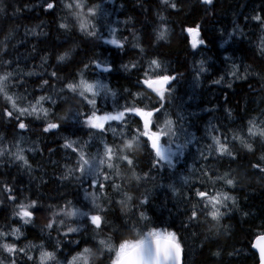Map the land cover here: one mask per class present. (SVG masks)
I'll list each match as a JSON object with an SVG mask.
<instances>
[{"label": "trees", "instance_id": "trees-1", "mask_svg": "<svg viewBox=\"0 0 264 264\" xmlns=\"http://www.w3.org/2000/svg\"><path fill=\"white\" fill-rule=\"evenodd\" d=\"M101 1L87 0L90 6ZM109 1L101 8L103 17L110 24L114 22L116 27L122 25L119 38L124 43L123 49L102 41L111 34L110 31L96 29L97 36L88 37L75 26L71 31L61 29L60 23L65 22L63 0H0V6L4 8L0 12V40L12 33L7 51H0V58L12 61L10 65L0 62V72H14L10 94L23 98L22 102L18 100L21 106L35 103L42 95L52 97L55 104L51 100L44 102L49 110L48 119L61 124L60 129L44 132L47 120L26 116L21 119L27 128L19 129L17 120L2 115L5 107L10 108V105L0 97V147L6 145L11 153L16 151L18 144L30 166L16 161L10 154L2 156L8 162L15 160L19 168L13 169L8 163L5 164L7 169L0 168V229L18 226L19 220L13 215L16 202L35 199L40 211L35 213L31 224L18 227L21 230L18 240L8 237L20 247L31 244L36 245L37 250L43 245L46 250L57 253L63 246L62 258L89 248L95 253L89 264H109L107 251L101 255V239L110 236L118 245L132 226L143 231L166 227L180 238L185 264H257L258 255L252 249V240L264 231V173L252 165L262 163L264 167V162L260 161L264 156V141L259 137L249 139L247 127L249 120L256 119L257 123L264 120V49L260 46L264 39V23L253 19L259 15L264 20V0H214L210 6L203 5L201 0H171L177 3V9L164 6L161 0ZM47 2L56 3V7L46 10ZM160 15L166 17L168 35L166 40L157 41ZM93 21L101 23L103 19L94 17ZM196 25H199L205 42L201 49L193 48L186 31ZM225 29H232L237 35L226 37L221 34ZM70 49H74L72 60L58 62L57 57ZM151 59L162 62L168 74L177 77L166 93L163 109L168 116L163 120H172L175 133L183 135L182 141L176 136L173 138L176 144L191 143L182 149L184 154L176 158L174 166L163 161L156 164L158 158L150 142L142 144L133 157L134 170L142 177L140 181L131 178L132 169L121 165V176L114 179L122 185V192H127L137 203L134 213H128L119 203L124 199L122 193L107 184L100 190L99 185L88 186L89 177L77 180L76 175L66 176L68 168L76 167L77 157L65 143L77 141L91 153L88 142L102 143L101 136L109 145L120 143L121 133L125 139L130 138L140 126L139 118H135L134 124H110L103 132L89 128L82 118L78 127V120H61L68 111L89 113L92 110L91 105L71 94L64 84L78 82L81 73L89 79L103 78L111 91L96 98L100 113L122 110L131 104L150 108L157 104V97L138 81L143 80ZM201 60L206 69L204 72L200 71ZM95 62L110 64L112 69L100 72ZM132 64L137 67L132 68ZM125 65L129 67L126 69ZM52 71L57 72V77H51ZM223 75L232 76L234 80L228 81V85L223 81L216 83ZM46 79L48 85L43 84ZM62 87L65 88L63 93L60 92ZM159 122L157 117L153 123L159 126ZM234 133H240L253 143L254 151L243 148L239 139L233 140ZM213 136L222 140L227 138L237 158L217 156L211 148ZM30 141L36 148L27 146ZM47 159H56V162L50 166ZM55 167L59 176L49 177L48 172ZM205 172L209 176L227 173L229 178L235 179L236 185H213ZM171 182L178 186L169 184ZM5 184L12 187L17 201L10 203L9 194L3 190ZM195 189L224 190L239 198V208L229 202V209H221L228 212L221 220L218 233L215 229L208 231L210 218L205 222L203 214L198 216L199 224L187 223L189 219L185 218H189L193 205L203 207L198 204ZM92 190L103 209L100 212L104 218L101 230L95 229L86 216L80 219L75 243L66 244L63 237L57 243L50 242V236L55 235L47 231L42 233L40 229L44 228L52 211L68 201L81 210L92 211V193L87 192ZM144 200L147 203H141ZM141 213L143 216L138 219ZM26 251L29 255L32 253L29 248ZM18 264H39V261L37 255H33L32 261L19 257Z\"/></svg>", "mask_w": 264, "mask_h": 264}, {"label": "snow or ice", "instance_id": "snow-or-ice-1", "mask_svg": "<svg viewBox=\"0 0 264 264\" xmlns=\"http://www.w3.org/2000/svg\"><path fill=\"white\" fill-rule=\"evenodd\" d=\"M161 3L172 9H177V3L171 2V0H161ZM201 3L205 6L213 4V0H201ZM56 7V3L47 2L46 10H51ZM62 7L65 10L64 21L60 23L59 27L67 31H71L72 27L75 26L78 28L79 32L88 36L96 37L97 30L96 25L93 22L94 17L97 15L99 6H90L87 0H63ZM4 8L0 6V12H3ZM161 24L157 30L156 39L157 41H162L167 39L168 28L166 27V17L163 15L159 16ZM258 22L264 23L262 17L257 15L253 17ZM186 31L195 37L199 34V25L195 27H189ZM12 33L4 37L3 40H0V51H7L8 42H10ZM113 45H116L118 48L123 49L124 43L113 38L108 41ZM203 40L197 41L193 39L192 46L193 48L197 47L199 44H203ZM260 46L264 49V39L261 40ZM139 47V45H137ZM141 51L143 49L141 48ZM74 49L64 51L57 57L58 62L70 61L73 58ZM46 59V58H45ZM0 62L5 65H10L12 61L3 60L0 58ZM96 67H101L99 62H95ZM200 71L204 72V61H200ZM85 68L88 67L87 64L84 65ZM126 69L128 65L124 66ZM132 68H136V64L131 65ZM103 71H110L111 67H105ZM31 75V73H29ZM232 75L235 76L236 72L233 71ZM51 77H57V72L52 71ZM14 79L13 71H3L0 72V97L10 105L5 107L2 115L9 118L15 119L18 121L19 129H26L27 124L24 122L22 117L33 116L36 119H45L47 120L46 126L44 127V132H49L51 130H56L61 128V124L58 122H52L48 119L49 110L44 108L43 102L51 100L53 104L56 101L52 97L40 96L35 103H29L28 106H21L19 101H23V98L16 97L10 94V88L12 87V80ZM177 77L175 75L168 74L167 68L157 59H151L148 62V68L144 71V79L138 81L142 86H145L146 91H150L155 94L157 97V104L152 107H138L135 104L126 105L122 110L113 111V112H103L100 113L97 109V99L96 97L100 96L101 93H107L111 90L106 84L100 80L95 82H89L81 74L78 82H65L66 89L73 95L82 99L87 105L92 106V110L89 113H84L76 111L69 114H66L60 117L61 120H80L87 125L89 128L99 130L103 132L105 130V125H108L112 121H118L122 123H127L130 119L139 118L140 126L135 129L134 134L130 138L125 139L124 134L121 133L120 143L114 145L104 144L103 151L97 150L95 154L87 153L84 151V146L79 145L77 141L67 140L65 147L72 149L74 153L77 154V159L75 161V168H68L66 176L75 175L77 180H80L82 177L91 178V186L95 187L99 185V189L103 190L107 184L111 189L117 192L122 191V185L117 184L114 177L121 176V165L132 169L131 178L140 181L142 177L138 175L134 170V154L136 150L142 146V144L150 141L151 148L155 152V156L158 158L156 164H159L161 161L166 163L168 166H174L173 161L177 155H183L182 149L187 147V141L184 144H177L176 151L172 150V143L174 139H169L168 146H162V141L166 137L174 138L176 133L174 131L173 121L170 119H165L163 121V127H159L153 123V118L156 113L160 112L166 103V93H169V86L175 81ZM223 79V77L221 78ZM220 81H216L219 83ZM44 85H48L49 81L46 79L43 81ZM231 86V85H229ZM65 88L62 87L60 92H64ZM115 96V93H112ZM142 103V101H141ZM42 114V115H41ZM155 129V130H153ZM247 135L249 139L259 137L264 141V120H260L257 123L256 119L248 121ZM144 138H147L146 140ZM233 140L239 139L241 146L247 151L252 152L253 143L246 140L240 133H234ZM213 144L211 146L212 150L215 151L216 155L219 157H230L235 160L236 153L233 148L230 147V143L227 138L223 140L219 136L212 137ZM10 154L14 157L16 161L22 162L25 166L28 165V160L24 155V150L16 145L15 152H9V149L5 147H0V157ZM203 155V154H202ZM211 155V152H209ZM207 158V157H205ZM260 161L264 162V156L260 157ZM30 167V166H29ZM253 168H258L262 173H264V167L262 163H256L252 165ZM107 169L108 171H106ZM205 176L211 184H215L217 180H223L226 186L235 187L236 181L234 178H229L226 173L224 176H217L215 180L205 172ZM3 190L7 192L9 201H17V197L13 195V189L9 185L5 184ZM124 199H121L119 203L128 208L132 201V197L128 195L127 192H122ZM195 197L198 199V204L203 205V207H198L193 205L190 210L189 223L195 222L196 224L200 223L198 216L203 214L205 217V222H208V231L212 232L213 229L219 232L221 225V220L223 219L225 212L221 209H229V202L232 204L236 203V198L229 194L228 191L217 190L210 192L208 190H194ZM93 207L99 209V212L96 214H91L90 211H82L80 208L72 206V202L68 201L66 205L62 208L52 211L51 219L47 224L48 229H52L54 225H57V218H72L77 217L82 219L84 217H89L92 225L95 226V229L101 230L102 224L104 222L103 216L100 212H103L100 204L97 203L99 197L94 193L90 194ZM141 203H147L146 200ZM40 211L37 201L35 199L27 200L26 202H16V207L13 212L15 218L19 221H22L24 224H29L34 219L35 213ZM143 216V213H141ZM146 218V217H145ZM65 220L63 218L59 219V225H64ZM79 229L76 227L68 226L67 232L73 233L77 232ZM21 230L18 227H11L8 231L0 229V250L9 254V264H17V255L23 254L27 260L32 261L33 256L28 254L26 248H34L36 245H26L25 247L17 248L15 243H8L7 238L9 236L15 237L17 240L20 238ZM257 243L253 245L257 247L260 252L261 264H264V232L260 233L257 236ZM101 245V255L104 254L106 250L109 254V264H182V254L183 247L175 231H170L167 228H158L152 227L147 231H143L136 226H132L129 230V234L122 238L121 242L117 245L112 242V238L109 236L107 239H101L99 241ZM41 251L39 252L38 261L39 264H61L57 259L56 253L53 251L43 250V245L39 246ZM95 255L89 248H84L83 252L77 253L72 256L70 261H67L66 264H89L91 258ZM219 255V253H217ZM0 264H4L3 260H0Z\"/></svg>", "mask_w": 264, "mask_h": 264}, {"label": "rangeland", "instance_id": "rangeland-1", "mask_svg": "<svg viewBox=\"0 0 264 264\" xmlns=\"http://www.w3.org/2000/svg\"><path fill=\"white\" fill-rule=\"evenodd\" d=\"M111 1H113V0H111ZM214 1V0H213ZM107 2H110L109 0H102L101 2H99L98 4H96L95 6H99L98 7V11H97V15H96V17H101L102 19H103V22H101V23H96V22H94V24L96 25V29L97 30H99V31H104V32H107V31H110V35H106V37H105V40L108 42V41H110V40H112L113 38H115V39H120L119 38V35L120 34H122V30H121V27H122V25H118L117 27H116V25L114 24V22L113 23H111V24H113V26L111 27V24L107 21V20H105V17H103V12H102V7L104 6V4H107ZM93 19V18H92ZM116 19V16H114V20ZM252 26H250V28H251ZM153 31V30H152ZM222 35H225L226 37L228 36V35H231V36H233L234 37V35H237V32L236 31H233L232 29H225L224 31H223V33H221ZM196 39L197 41H199V40H203L202 39V37H201V35H200V33L198 34V35H196L195 37H193V39ZM229 40H231V39H229ZM103 42H104V39L102 40ZM205 44V42L203 43V44H199L197 47H196V49H201L202 47H203V45ZM148 68V67H147ZM121 69L123 70V67L121 66ZM84 77V76H83ZM85 78V77H84ZM86 80H88L89 82H95L96 80H100V81H102L103 83H104V79L103 78H99V77H94L93 79H89V78H85ZM144 79V78H143ZM216 80H220V82L219 83H222V81L224 82V84H226V85H228V81H232V80H234V78L232 77V76H227L226 77V75H223V79H221L220 77H218ZM97 98V97H96ZM44 108H45V104H44V102H43V105H42ZM73 111V110H72ZM72 111H68L67 112V114H71V113H73ZM42 115V114H41ZM166 116H168V114L165 112V109H162L160 112H158V113H156V115H155V117L153 118V122H154V119L155 118H157L158 117V119L161 121V122H159L160 123V125H159V127H163V118L164 117H166ZM78 122V124H77V127H78V125H79V120L77 121ZM135 123V119H130L128 122H127V124H134ZM110 124H120V125H124L125 123H122V122H118V121H112V122H110L108 125H110ZM108 125H105V128L108 126ZM93 130H96V129H93ZM153 130H155V129H153ZM96 131H99V130H96ZM183 135L181 134V133H176V137L177 138H179L181 141H182V139L183 138H181ZM99 139H101L103 142L102 143H94V144H91V143H88V150H90V152L92 153V154H95L96 152H97V150H100V151H103V147H104V144H107V142L104 140V137L103 136H101ZM166 139H167V142L169 141V139H173V138H169V137H166L165 139H164V141H162V146H168V144L166 143ZM31 142V143H30ZM29 143H27V146L28 147H32V148H35V143L33 142V141H30ZM33 143V144H32ZM181 144H184L183 142L181 143ZM109 145V144H108ZM176 143L175 142H173L172 143V145H171V147H172V150L173 151H176ZM186 149V147L185 148H183V150H185ZM85 151V150H84ZM50 152L52 153L53 152V149L51 148L50 149ZM86 152V151H85ZM180 155H177V157H175L174 158V161H173V163H176L177 162V160H176V158H178ZM76 157H77V154H76ZM48 160V162L47 163H49V165L51 166L53 163L55 164V162H56V159H54V160H49V159H47ZM11 164L12 166H13V169H18L19 168V165L16 163V161L15 160H13L12 162L11 161H9L8 162V160L7 159H3V157H1L0 158V166H1V164L3 165V166H1L0 168L1 169H7V167H5V165L4 164ZM44 163H46V160H44ZM40 168H42V167H40ZM33 169H39V167H34ZM106 171H108L107 169H105ZM46 171V170H45ZM55 171H58V169H56V167L55 168H52V171H50V172H48L49 173V177H57V176H59V171L58 172H55ZM5 172V171H4ZM6 172H9V171H6ZM46 175H47V172H46ZM45 175V179L47 178V176ZM75 175L76 176H78L79 175V173L77 172V173H75ZM194 176V175H193ZM212 178H213V180H215V178L217 177V176H224V174H215V175H210ZM28 183V182H27ZM169 184H175L176 186H178V184H176L175 182H171V183H169ZM215 185H221V186H224L225 185V183H224V181L223 180H217L216 181V183H215ZM88 186H91V180H89V183H88ZM166 186H168L169 187V185L168 184H166ZM92 187V186H91ZM180 187V186H179ZM87 192H89V193H94L95 195H96V192L94 191V190H92V191H87ZM119 193H122V191L121 192H119ZM230 195H232V196H234L235 198H236V203H235V205L239 208L240 207V205H239V198L236 196V195H234L233 193H229ZM83 198L85 199V195L83 194ZM12 201H10V203H11ZM90 204L93 206V204H92V202H90ZM7 206H9L8 204H7ZM63 207V206H62ZM62 207H60V208H62ZM123 209H125V207H123V206H121ZM137 207V203H136V201L134 200V199H132V201H131V203H130V206H129V208H130V210L127 208V210L128 211H126V212H128V213H134V211H133V209L134 208H136ZM98 211H96V212H91V213H97ZM225 212H228V210H225ZM229 212H230V210H229ZM136 213V212H135ZM141 215H139L138 216V219H141ZM61 218H63L64 220H65V223H64V225H59V219H61ZM43 219H45V217L43 218ZM50 219H51V217H50ZM50 219L44 224L45 226H44V228H42V229H40L41 230V232L42 233H45L46 231H47V233H53L55 236H50V242L51 241H53V242H59L61 239H62V237L65 239V241H64V243H66V244H72V243H75V236L78 234V232H79V230H80V228H79V223H80V220H79V218H77V217H72V218H64V217H58L57 218V225H54L53 226V228L52 229H48L46 226H47V224L49 223V221H50ZM186 220H188V218L186 217L185 218ZM189 221V220H188ZM144 221H142V223H143ZM141 223V224H142ZM187 223H189V222H187ZM29 224H31V223H29ZM29 224H24L22 221H19V224H18V226H16V227H20L21 225H29ZM68 226H72V227H76V228H78L79 230L77 231V232H73V233H68L67 235H65V233L67 232V227ZM8 229H10V228H8ZM8 229H6V227H5V230L4 231H7ZM147 230H149V228H146L145 229V231H147ZM55 231V232H54ZM59 235H61V237H59ZM9 237H13V236H9ZM13 238H15V237H13ZM7 242L8 243H15L14 241H11V240H9L8 238H7ZM120 243V242H119ZM16 244V243H15ZM17 245V248H20V246L18 245V244H16ZM62 249H63V246H60L59 247V250L57 251V253H56V257H57V259L61 262V264H66V262L67 261H70L71 260V258H72V256H74V255H76L77 253H81V252H83V250H81V251H79V252H77V253H74V254H72L71 256H69L68 258H60V254H61V251H62ZM43 250H46L44 247H43ZM29 251H32V253H30V255L31 256H33V255H37V258L39 257V252L41 251V248L38 246V248H37V250H36V247H34V248H29ZM46 251H48V250H46ZM54 252V251H53ZM19 257H20V259L21 260H24L26 257H24V255L23 254H18L17 255V257H16V259H17V264H18V259H19ZM0 260H3V262H4V264H9V254H7L6 252H3L2 250H0ZM90 262V261H89ZM78 264H79V262H78Z\"/></svg>", "mask_w": 264, "mask_h": 264}, {"label": "water", "instance_id": "water-1", "mask_svg": "<svg viewBox=\"0 0 264 264\" xmlns=\"http://www.w3.org/2000/svg\"><path fill=\"white\" fill-rule=\"evenodd\" d=\"M105 67H109V66H103V65H101L100 68L103 69V68H105ZM257 242H258V241H257V237H256V238L253 240V245H255ZM260 243H264V241H261ZM253 248L256 249V250L258 251V253H259V263H258V264H261L259 249H258L257 247H254V246H253ZM182 264H183V254H182Z\"/></svg>", "mask_w": 264, "mask_h": 264}, {"label": "bare ground", "instance_id": "bare-ground-1", "mask_svg": "<svg viewBox=\"0 0 264 264\" xmlns=\"http://www.w3.org/2000/svg\"><path fill=\"white\" fill-rule=\"evenodd\" d=\"M141 39V38H140ZM48 57V56H47ZM27 59V58H26ZM246 63V62H245ZM37 64V63H36ZM244 72V71H243ZM40 74V73H39ZM238 74V73H237ZM16 77V76H15ZM63 83V82H62ZM65 85V84H64ZM134 87V86H133ZM47 89V88H46ZM14 91V90H13ZM47 91V90H46ZM137 91V90H136ZM26 95V94H25ZM68 96V95H67ZM37 97V96H36ZM135 97V96H134ZM106 99V98H105ZM25 106V105H24ZM86 106V105H85ZM76 109V108H75ZM77 110V109H76ZM75 112V111H74ZM177 112V111H176ZM65 113V112H64ZM180 115V114H179ZM52 118V117H51ZM208 134V133H207ZM36 138V137H35ZM207 141V140H206ZM31 143V142H30ZM33 144V143H32ZM239 144V143H238ZM35 145V144H34ZM40 145V144H39ZM36 148V147H35ZM30 150V149H29ZM42 150V149H41ZM39 151V150H38ZM60 153V152H59ZM63 157V156H62ZM67 160V159H66ZM73 162V161H72ZM69 164V163H68ZM8 165V164H7ZM70 167V166H69ZM26 180V179H25ZM27 181V180H26ZM29 184V183H28ZM34 188V187H33ZM5 220V219H4Z\"/></svg>", "mask_w": 264, "mask_h": 264}]
</instances>
